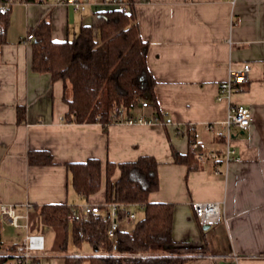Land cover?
<instances>
[{
	"label": "crops",
	"instance_id": "0c3cea01",
	"mask_svg": "<svg viewBox=\"0 0 264 264\" xmlns=\"http://www.w3.org/2000/svg\"><path fill=\"white\" fill-rule=\"evenodd\" d=\"M141 35L149 43L147 62L157 79L156 94L164 122L114 123L106 133L100 123H71L66 115L65 84L48 72L34 70L33 44L27 37L42 21H50L56 42L76 38L94 14L117 9L91 5L85 11L56 0L18 3L10 15L6 43L0 47V207L29 212L19 227L0 212V256H13L29 232L45 236L46 254L35 264H66L67 256L105 254L88 243L68 252L58 247L61 234L37 223L45 205L104 206L107 162H135L144 156L159 162L160 189L151 203L175 205L174 247L158 255L189 258L187 264H264V0H132ZM252 67L232 101L251 109V126L237 131L238 161L222 164L215 175L208 160L190 171L174 161L173 149L187 154L192 144L185 130L195 129V143L223 153V140L208 130L227 120L230 101L219 100L220 84L229 67ZM19 108L26 111L19 122ZM140 108L135 117H151ZM48 152L53 164H31L30 154ZM99 159L103 163L101 190L85 199L73 186L69 164ZM121 172L113 178L117 181ZM196 202H221L223 221L204 229L194 211ZM131 205L129 210L144 212ZM38 209V210H37ZM138 217V214H137ZM41 220V217H38ZM133 221L124 220L125 230Z\"/></svg>",
	"mask_w": 264,
	"mask_h": 264
},
{
	"label": "trees",
	"instance_id": "16d2710c",
	"mask_svg": "<svg viewBox=\"0 0 264 264\" xmlns=\"http://www.w3.org/2000/svg\"><path fill=\"white\" fill-rule=\"evenodd\" d=\"M6 0H0V47L6 43L12 7L2 11ZM39 3V0H23ZM48 1V0H46ZM130 12L119 9L99 11L94 22L84 26L79 35L63 42L52 37L50 21H42L32 33L33 66L37 72H48L53 80L65 84V100L70 107L66 115L71 123H100L104 131L120 123L115 109H125L128 118H136L135 111L149 102L151 117L164 122L156 94L157 79L147 62L149 43L141 35L135 7ZM26 111L19 108V122L25 121ZM195 129L185 130L190 144L195 142ZM174 161L186 164L190 171L201 168V162L192 149L182 154L173 149ZM31 164H53L48 152L30 154ZM75 190L85 199L98 193L103 182V163L90 159L84 163L69 164ZM117 170L121 175L113 178ZM160 189L159 162L144 156L135 162L106 164V202L119 204V219L126 220L131 205L144 207V217L130 231L120 229L110 237V217L91 215L80 221H70L67 205H45L39 208L46 226L57 230L62 239L60 250L68 252L70 240L77 248L88 243L105 254L95 256H67L66 264H187L189 258L158 255L157 249L174 247L175 205L151 203L149 197ZM38 210V209H37ZM0 264H17L15 256H0Z\"/></svg>",
	"mask_w": 264,
	"mask_h": 264
},
{
	"label": "built area",
	"instance_id": "2783aa9c",
	"mask_svg": "<svg viewBox=\"0 0 264 264\" xmlns=\"http://www.w3.org/2000/svg\"><path fill=\"white\" fill-rule=\"evenodd\" d=\"M47 2L46 0H39V3ZM57 3L70 5L77 11H85L91 5H108L115 6L123 12H130L131 2L128 0H56ZM18 3H26L23 0H6L2 5V11L7 12L11 7ZM34 40V34L30 33L27 37V42ZM252 67L250 64H245L241 68L229 67L228 79L220 84V94L218 99H227L230 101V109L227 120L218 125L211 123L208 125V130L212 132L215 137L223 140L225 149L223 153L210 151L201 148L197 143L192 144V149L196 150V155L200 160H208L213 167L215 175L223 174L222 164L229 166L232 162L238 161V154L234 146L235 136L237 131L247 130L251 126L252 112L247 106L234 103L232 101L233 95L238 91L241 84H245L250 79ZM143 108L149 107V102L142 101ZM115 112L120 119V123L128 124H156L162 121L158 117L141 116L136 118H128L125 109L116 108ZM137 209H144L143 206H134ZM195 214L202 226H216L223 221V211L221 202H196L193 205ZM119 204L107 203L104 206L84 204L78 208H69L70 221H80L83 218L96 214H104L112 220V226L109 231L110 237H114L120 230L121 220L118 212ZM33 209L31 204L27 205V213L21 214L14 206L3 205L0 207L2 215L9 217L12 225L19 227L21 220H27V229L31 231L29 223V212ZM138 210L129 211L127 220L135 221ZM46 250L45 236L29 232L23 243L20 244L14 253L17 264H35V259L41 258L42 253Z\"/></svg>",
	"mask_w": 264,
	"mask_h": 264
},
{
	"label": "rangeland",
	"instance_id": "374dc122",
	"mask_svg": "<svg viewBox=\"0 0 264 264\" xmlns=\"http://www.w3.org/2000/svg\"><path fill=\"white\" fill-rule=\"evenodd\" d=\"M15 5H17V4H15ZM137 214H138V218H137L135 221H133V223H130L127 227H125V228H124L125 230H127V231L132 230L133 227H134V225H135V223H136L138 220H140V219H142V218L144 217V212H142V211L138 212ZM37 215H38V217H39V216H40V213L38 212ZM38 217H37V223H38L40 226H45V224L43 223L42 218H41V220H38ZM84 245H85V244H83V246H84ZM83 246H82V247H83ZM85 247L87 248L88 246L85 245L84 248H83V251L86 250ZM46 253H47V252H46V250H45V252H43L41 256L44 257V255H45Z\"/></svg>",
	"mask_w": 264,
	"mask_h": 264
},
{
	"label": "water",
	"instance_id": "95a60500",
	"mask_svg": "<svg viewBox=\"0 0 264 264\" xmlns=\"http://www.w3.org/2000/svg\"><path fill=\"white\" fill-rule=\"evenodd\" d=\"M210 228V226H204V229H209Z\"/></svg>",
	"mask_w": 264,
	"mask_h": 264
}]
</instances>
